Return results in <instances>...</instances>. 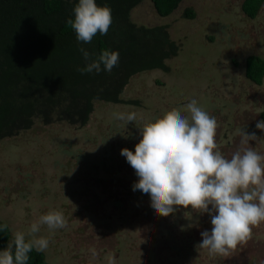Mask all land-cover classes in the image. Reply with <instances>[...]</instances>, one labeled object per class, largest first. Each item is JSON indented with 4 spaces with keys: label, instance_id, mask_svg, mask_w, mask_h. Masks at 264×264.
<instances>
[{
    "label": "rangeland",
    "instance_id": "374dc122",
    "mask_svg": "<svg viewBox=\"0 0 264 264\" xmlns=\"http://www.w3.org/2000/svg\"><path fill=\"white\" fill-rule=\"evenodd\" d=\"M244 0H183L168 17L152 3L134 7L130 21L146 28L164 27L179 48L165 61L169 71L133 75L119 104L95 103L83 126L57 116L45 124L0 141V221L13 239H26L30 226L49 211L63 212L67 226L37 234L49 239L48 264H264V222L251 239L228 255L200 249L201 233L211 231L210 216L177 208L161 217L150 195L133 191L135 170L121 150L135 151L140 129L193 99L218 124L216 141L228 158L240 147L244 130L264 138V81L255 86L245 76L250 56L264 60V4L254 19L242 11ZM192 10L194 19H186ZM118 113H135L128 123ZM264 155V143L251 142ZM9 241V242H10Z\"/></svg>",
    "mask_w": 264,
    "mask_h": 264
},
{
    "label": "trees",
    "instance_id": "16d2710c",
    "mask_svg": "<svg viewBox=\"0 0 264 264\" xmlns=\"http://www.w3.org/2000/svg\"><path fill=\"white\" fill-rule=\"evenodd\" d=\"M144 0H96L112 11L107 35L80 43L69 19L78 0H0V141L31 127L34 119L50 123L53 116L83 126L95 103L123 102L124 87L144 71L168 72L166 60L178 54L164 27L146 28L130 21L131 10ZM160 17L170 16L183 0H149ZM264 0H244L242 11L254 19ZM186 19H194L186 10ZM96 59L104 50L119 53L111 72L81 73L88 63L79 49ZM103 69V65H101ZM245 76L255 86L264 81V60L250 56ZM264 120V113L261 115ZM11 239L0 221V250ZM28 264H48L43 252L33 250Z\"/></svg>",
    "mask_w": 264,
    "mask_h": 264
},
{
    "label": "clouds",
    "instance_id": "9594fccd",
    "mask_svg": "<svg viewBox=\"0 0 264 264\" xmlns=\"http://www.w3.org/2000/svg\"><path fill=\"white\" fill-rule=\"evenodd\" d=\"M73 12L74 19L68 24L80 43H91L97 34L107 35L113 22L111 9L99 6L96 0H78ZM79 51L88 62L78 69L82 74L111 72L119 63L118 52L104 50L92 59L85 48ZM185 111L187 115L172 109L144 124L135 151L124 148L120 154L139 178L132 190L150 195V206L157 215L169 217L177 208L208 214L211 231L201 233L197 247L226 256L251 239L253 228L264 222V155L251 143H264V138L241 130L240 147L228 158L216 141V119L195 99ZM116 119L131 123L136 114L118 113ZM256 128L264 132V120L257 121ZM41 226L50 231L63 229L67 221L58 210L41 215L30 226V238L21 231L13 234L0 250V264H28L33 250L44 252L50 241L37 235Z\"/></svg>",
    "mask_w": 264,
    "mask_h": 264
}]
</instances>
